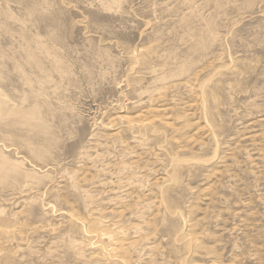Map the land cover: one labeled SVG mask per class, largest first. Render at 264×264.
<instances>
[{
  "label": "rangeland",
  "instance_id": "374dc122",
  "mask_svg": "<svg viewBox=\"0 0 264 264\" xmlns=\"http://www.w3.org/2000/svg\"><path fill=\"white\" fill-rule=\"evenodd\" d=\"M0 107V264H264V0H0Z\"/></svg>",
  "mask_w": 264,
  "mask_h": 264
},
{
  "label": "bare ground",
  "instance_id": "6f19581e",
  "mask_svg": "<svg viewBox=\"0 0 264 264\" xmlns=\"http://www.w3.org/2000/svg\"><path fill=\"white\" fill-rule=\"evenodd\" d=\"M142 49H143V48H142ZM144 51H145V50H144ZM135 60H136V59H135ZM137 60H138V59H137ZM131 61H132V60H131ZM135 62H136V61H135ZM218 73H219V71H218ZM218 73H217V74H218ZM217 74H216V75H217ZM222 76H223V75H222ZM208 79H209V78H208ZM211 80H212V79H211ZM208 81H209V80H208ZM212 86H213V85H212ZM193 87H194V86H193ZM201 99H202V98H201ZM200 101H201V100H200ZM204 103H205V102H204ZM2 104H4V103H2ZM201 104H202V103H201ZM167 107H168V106H167ZM0 108H1V107H0ZM1 109H2V108H1ZM209 110H210V109H209ZM214 110H215V109H214ZM145 113H146V112H145ZM9 114H10V113H9ZM13 114H14V113H13ZM19 114H20V113H18V115H19ZM25 114H26V112H25ZM25 114H24V116H25ZM22 115H23V114H22ZM187 116H189V115H187ZM25 117H26V116H25ZM2 118H3V117H2ZM23 118H24V117H23ZM125 118H127V117H125ZM177 118H178V117H177ZM13 119H14V118H13ZM178 119H179V118H178ZM21 120H23V119H21ZM24 120H25V119H24ZM26 120H27V119H26ZM130 120H131V119H130ZM146 120H147V119H146ZM150 120L152 121V119H150ZM27 121H28V120H27ZM128 121H129V120H128ZM262 121H263V120H262ZM22 122H23V121H22ZM132 122H133V121H132ZM132 122H131V123H132ZM138 122H139V121H138ZM149 122H150V121H149ZM128 123L130 124V122H128ZM15 124H16V123H15ZM23 124H24V123H23ZM141 124H144V123L141 122ZM141 124H140V125H141ZM145 124H148V122L145 123ZM29 125H30V124H29ZM130 125H131V124H130ZM130 125H129V126H130ZM138 125H139V124H138ZM142 126H143V125H142ZM142 126H141V127H142ZM145 126H146V125H145ZM197 127H198V126H197ZM205 127H206V126H205ZM148 128H149V127H148ZM135 129H136V128H135ZM150 129H151V128H150ZM252 129H253V128H252ZM147 130H148V129H147ZM151 130H152V129H151ZM198 130H199V129H198ZM198 130H197V132H198ZM203 130H204V129H203ZM127 131H128V130H127ZM152 131H153V130H152ZM156 132H157V131H156ZM201 132H202V131H201ZM203 132H204V131H203ZM154 135H155V133H154ZM243 135H244V134H243ZM259 135H260V134H259ZM156 136H157V135H156ZM243 139H244V138H243ZM195 141H196V140H195ZM198 142H199V141H198ZM201 143H202V142H201ZM217 143H219V142H217ZM217 145H218V144H217ZM219 146H220V145H219ZM214 148H215V147H214ZM221 148H222V147H221ZM227 148H228V147H227ZM231 149H232V148H231ZM258 149H259V148H258ZM258 149H257V150H258ZM185 150H186V149H185ZM237 150H238V149H237ZM179 151H180V150H179ZM238 151H239V150H238ZM230 156H231V155H230ZM202 157H203V156H202ZM210 157H211V156H210ZM197 158H198V157H197ZM199 158H201V157L199 156ZM199 158H198V159H199ZM211 158H212V157H211ZM219 158H220V157H219ZM202 159H203V158H202ZM195 160H197V159H195ZM195 160H194V161H195ZM199 160H200V159H199ZM178 161H179V160H178ZM185 161H186V160H185ZM200 161H201V160H200ZM207 161H208V160H207ZM209 162H210V161H209ZM2 163H3V162H2ZM196 163H197V162H196ZM215 163H216V162H215ZM4 164H6V163H4ZM173 164H174V163H173ZM191 164H192V163H191ZM210 164H211V163H210ZM179 165H180V164H179ZM205 165H206V164H205ZM208 165H209V164H208ZM7 166H8V164H7ZM177 166H178V165H177ZM181 166H182V165H181ZM185 166H186V165H185ZM0 167H1V166H0ZM3 167H6V166H3ZM173 167H174V166H173ZM175 168H176V166H175ZM8 169H9V167H8ZM171 169H172V168H171ZM195 171H196V170H195ZM1 173H3V172H1ZM214 175H215V174H214ZM0 176H1V175H0ZM220 176H221V175H220ZM165 181H166V180H165ZM169 181H170V180H169ZM2 182H3V181H2ZM175 182H176V181H175ZM161 199H162V198H161ZM169 210H170V209H169ZM72 218H73V217H72ZM87 232H88V231H87ZM84 233H85V232H84ZM90 233H91V231H90ZM93 233H94V232H92V234H93ZM92 234H91V235H92ZM94 234L97 235L96 232H95ZM94 234H93V236H94ZM87 235L89 236L90 234H87ZM87 235H86V236H87ZM91 235H90V236H91ZM96 235H95V236H96ZM188 235H189V234H188ZM195 235H196V234H195ZM88 236H87V237H88ZM90 236H89V237H90ZM190 236H192V235L190 234ZM196 236H197V235H196ZM192 237H193V236H192ZM192 237H191V238H192ZM96 238H97V237H96ZM191 238H188V239H191ZM89 239H90V238H88V240H89ZM100 239H101V238H100ZM185 239H186V238H184V239L181 238L180 240H181V241H182V240L185 241ZM192 239H193V238H192ZM95 240H96V239H95ZM95 240H93V241H95ZM89 241H90V240H89ZM181 241H180V242H181ZM184 241H182V242H184ZM187 241H188V240H187ZM197 241H198V240H197ZM91 242H92V241H91ZM189 243H192V241L189 240ZM95 244H98V242L95 241ZM184 244H185V243H184ZM91 245H92V244H91ZM99 245H100V244H99ZM111 245H112V244H111ZM188 246H189V245H188ZM188 246H187V247H188ZM100 247H101V246H100ZM198 247H199V246H198ZM101 248H102V247H101ZM112 248H113V247H112ZM112 248H111V249H112ZM184 248H185V247H184ZM189 248H190V247H189ZM114 249H115V248H114ZM110 256H111V255H110ZM106 257H108V256H106ZM187 261H188V260H187ZM187 261H186V262H187ZM123 262H124V261H123ZM193 263H194V261H193ZM183 264H184V263H183Z\"/></svg>",
  "mask_w": 264,
  "mask_h": 264
}]
</instances>
